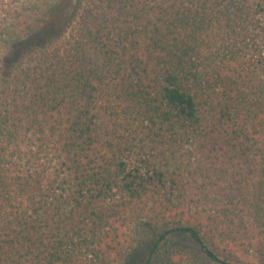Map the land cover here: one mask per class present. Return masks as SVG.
I'll list each match as a JSON object with an SVG mask.
<instances>
[{"label": "trees", "instance_id": "trees-1", "mask_svg": "<svg viewBox=\"0 0 264 264\" xmlns=\"http://www.w3.org/2000/svg\"><path fill=\"white\" fill-rule=\"evenodd\" d=\"M0 264H264V0H0Z\"/></svg>", "mask_w": 264, "mask_h": 264}]
</instances>
